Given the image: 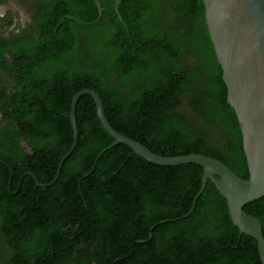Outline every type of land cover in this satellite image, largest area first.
<instances>
[{
    "label": "trees",
    "instance_id": "trees-1",
    "mask_svg": "<svg viewBox=\"0 0 264 264\" xmlns=\"http://www.w3.org/2000/svg\"><path fill=\"white\" fill-rule=\"evenodd\" d=\"M32 1L31 32L0 38V69L15 82L0 86V264H262L210 180L191 215L159 224L189 210L203 168L108 148L114 139L89 94L76 105L78 140L58 180L38 187L26 174L53 179L72 143L71 98L90 88L120 134L162 156L214 157L248 179L202 0H121L128 32L115 0H99L90 26L64 17L95 20L93 0ZM243 210L264 237V195Z\"/></svg>",
    "mask_w": 264,
    "mask_h": 264
},
{
    "label": "water",
    "instance_id": "water-1",
    "mask_svg": "<svg viewBox=\"0 0 264 264\" xmlns=\"http://www.w3.org/2000/svg\"><path fill=\"white\" fill-rule=\"evenodd\" d=\"M93 1L98 10L95 20L84 22L70 15L64 18L83 25L94 24L101 16V5L99 0ZM120 2L121 0H115L114 11L128 32L126 23L118 11ZM202 2L204 23L213 44L217 62L222 68V78L227 88V102L233 107L240 125L248 179L239 177L214 157L200 153L162 156L139 141L120 134L108 122L99 94L90 88L77 91L71 98L70 110L66 117L71 122L72 143L62 156L53 179L46 184L39 183L31 172L26 174L32 176L38 187H50L58 180L62 166L74 151L78 140L76 105L81 96L89 94L94 101L96 115L102 127L114 139L108 148L116 144H124L131 148L133 153L161 166L197 164L203 168L201 187L189 210L177 218L160 220L159 224L191 215L197 199L207 181L210 180L225 197L228 213L234 226L241 234L244 233L256 239L260 260L264 264L262 224L257 217L243 210L246 203L264 195V0H202ZM153 229L154 226L150 229L148 240L152 238Z\"/></svg>",
    "mask_w": 264,
    "mask_h": 264
},
{
    "label": "rangeland",
    "instance_id": "rangeland-1",
    "mask_svg": "<svg viewBox=\"0 0 264 264\" xmlns=\"http://www.w3.org/2000/svg\"><path fill=\"white\" fill-rule=\"evenodd\" d=\"M34 13V3L32 0H6L0 1V36L7 39L17 34H26L29 31ZM82 40V36H80ZM187 63L194 62L192 56L186 58ZM0 82L3 76L0 74ZM5 122L0 118V127ZM210 141L215 142V138L209 135Z\"/></svg>",
    "mask_w": 264,
    "mask_h": 264
},
{
    "label": "flooded vegetation",
    "instance_id": "flooded-vegetation-1",
    "mask_svg": "<svg viewBox=\"0 0 264 264\" xmlns=\"http://www.w3.org/2000/svg\"><path fill=\"white\" fill-rule=\"evenodd\" d=\"M34 12H35V8H34ZM31 24H32V22H31ZM29 31H30V28H29ZM36 37H37L36 33L33 32L32 38L36 39ZM0 38L3 40H6V41H10L14 38V36H12V38H10V39L5 38L4 36L3 37L0 36ZM0 74L3 76V81H5V82H0V86H2V85L13 86L15 84V82L12 81V78H10V76L8 75V73L6 71L0 69ZM0 118H1V114H0ZM1 120H2V118H1Z\"/></svg>",
    "mask_w": 264,
    "mask_h": 264
}]
</instances>
